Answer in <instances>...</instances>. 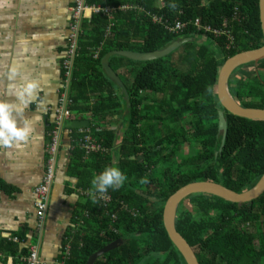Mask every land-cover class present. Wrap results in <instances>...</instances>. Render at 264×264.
<instances>
[{
  "label": "trees",
  "instance_id": "1",
  "mask_svg": "<svg viewBox=\"0 0 264 264\" xmlns=\"http://www.w3.org/2000/svg\"><path fill=\"white\" fill-rule=\"evenodd\" d=\"M86 2L112 8L131 4L169 21L199 19L212 28L219 27L223 19L229 21L233 44L227 48L225 37L214 40L206 35L205 41L194 42L201 32L190 25L173 35L150 24L137 10L115 12L111 36L106 38L111 22L101 13L93 14L81 22L68 84L70 112L87 115L91 137L108 150L85 156L77 143L80 135L72 129L67 172L76 180L75 187L96 192L91 181L108 166L118 167L126 179L119 188L105 191L111 200L107 206L93 198L77 205L74 223L84 211L88 218H83L81 230L68 233L67 263L85 264L91 254L119 239L122 243L117 248L93 264H185L163 227L162 211L169 196L200 181L242 193L264 174V120H247L224 111L226 137L217 152L221 139L217 112L222 108L214 91L218 70L226 59L263 45L258 0ZM234 12L237 20L231 21ZM188 38L193 41L174 51L180 50L174 61V52L146 62L111 56L109 67L126 96L100 69L101 59L110 52H154ZM97 49L98 56L92 59ZM179 64L184 68L178 69ZM254 68L252 78L245 72L240 77V68L234 70L228 91L241 107L264 109V59ZM156 94L159 100L152 97ZM117 124L119 130L114 129ZM51 128L52 124L47 131ZM174 224L198 264H264V193L243 204L206 194L188 196L179 203ZM13 237L16 242L0 237V254L28 255L27 248L19 247L25 235Z\"/></svg>",
  "mask_w": 264,
  "mask_h": 264
},
{
  "label": "crops",
  "instance_id": "2",
  "mask_svg": "<svg viewBox=\"0 0 264 264\" xmlns=\"http://www.w3.org/2000/svg\"><path fill=\"white\" fill-rule=\"evenodd\" d=\"M73 2L74 0H2L0 2V101L19 104L20 101L15 97L14 91L23 82V78L35 81L37 84L35 95L30 98L23 112L16 116L19 122L27 121L31 127L29 142L26 145L0 148V187H2L0 188V237L12 240L15 239L13 236L16 234H24L26 240L20 243L19 247L28 249L31 245H37L39 258L44 264H68L69 257L64 255L66 248L70 253L71 238L68 233L81 230L84 224L83 218H88L87 212L84 211L82 218L74 223L77 205L93 198L83 195V190L75 187L76 180L68 175L70 153L68 141L63 137L57 154L54 180L42 223L43 229L41 234L36 232L33 189L40 183L44 171L45 147L49 132L47 128L52 124L54 109L62 94V84L66 79L69 84L76 56V54L73 56L67 54L66 41L69 8ZM154 14L167 19L162 14ZM144 19L152 24L146 17ZM168 22L173 21L168 20ZM195 39L200 42L205 41L199 39V34L195 35ZM192 41L190 39L189 42ZM107 55H110L107 59L109 67L108 60L115 54L110 52ZM67 58L71 60L68 77H66L67 71L62 66ZM103 58L100 69L106 76L102 68ZM251 66L255 65L248 63L238 67L240 68L238 73L243 74L250 69L247 70L245 67ZM125 67L131 68L130 65ZM67 97L69 99L68 88ZM73 116L77 121L88 122L87 115L73 114ZM117 126L121 125L117 124ZM107 127L110 128V125L107 124ZM9 257L12 258L11 264H24L21 261L22 257H12L7 254H0V264H8Z\"/></svg>",
  "mask_w": 264,
  "mask_h": 264
},
{
  "label": "built area",
  "instance_id": "3",
  "mask_svg": "<svg viewBox=\"0 0 264 264\" xmlns=\"http://www.w3.org/2000/svg\"><path fill=\"white\" fill-rule=\"evenodd\" d=\"M137 10L139 13L144 15L152 24L159 25L167 32L178 35L183 33V31L190 25L197 32H201L199 39L206 40V35H210L214 40L221 37H225L226 46L229 48L233 44V35L230 32L229 21L223 19L220 26L217 28H212L209 25H202L199 19L190 20L188 22H183L179 20H174L173 22H168L167 19H164L162 16H159L154 13H148L141 8H134L130 5H123L120 7H101L94 4L90 5L86 0H74L73 5L69 8V22H68V35H67V54L73 56L76 54L77 40L80 33L81 22L84 18H89L93 14L101 13L109 19V25L105 31V37L108 38L111 36L110 30L114 26L113 15L117 11H131ZM236 11V10H235ZM236 13L234 12L231 21L237 20ZM100 49V47H99ZM99 49L92 51V58L96 59L98 56ZM63 68L67 71L66 77H68L69 69L71 66V60L66 59L63 64ZM67 88H68V79H66L62 84V94L58 98L57 106L54 109V118L52 121V128L47 134V143H46V158L44 160V171L40 183L34 187V209L36 217V232L41 234L43 229V219L45 211L47 209L50 188L52 186L55 174V165L59 147L61 145L62 138L65 137L68 141V150L72 148L70 146L69 135L72 131L70 124L75 120L73 114L70 112L69 107L72 105L70 99L67 97ZM74 130V129H73ZM80 137L77 140L78 146L81 150L85 152V156L89 154H105L107 153V148L102 145H99L93 137H91V131L89 128H79L75 129ZM83 195L92 196L97 200L102 206H107L110 203V196L108 193H98V192H88L83 191ZM112 220L115 219V216L110 215ZM13 242H16V239H12ZM64 255L69 257V250L66 248ZM21 261L24 264H44L38 253V246L31 245L28 248V255L22 257ZM63 264V263H56Z\"/></svg>",
  "mask_w": 264,
  "mask_h": 264
},
{
  "label": "water",
  "instance_id": "4",
  "mask_svg": "<svg viewBox=\"0 0 264 264\" xmlns=\"http://www.w3.org/2000/svg\"><path fill=\"white\" fill-rule=\"evenodd\" d=\"M258 12L260 28L263 37V45L257 49L237 53L232 57L226 59L220 66L217 73L214 91L218 103L222 108L217 112V132L221 136L220 146L217 151L218 153L221 152L227 131L224 111L231 115L247 120H264V109L243 108L236 103V101L233 99V97L229 94L228 91V80L234 70L248 63H253L254 65H256L258 61L264 59V0H258ZM189 41L190 39L174 41L167 47L154 52L137 53L131 51H117L114 52V54L130 60L146 62L170 54L171 52L175 51L177 48L182 46L184 43H187ZM109 56L110 55L105 56L102 60V68L105 71L104 73L113 83H115L120 88L121 93L126 96V91L121 81L107 65V59ZM87 126L88 122L86 120H74L70 124V127L72 129L86 128ZM263 193L264 174L259 178L257 183L251 189L242 193H236L232 190L223 187L220 184L209 181L190 182L178 188L172 195H170L163 206L162 221L166 235L172 245L183 258L185 264H198L193 249L188 245L185 239L175 229L174 220L179 203L188 196L195 194H206L220 198L226 202L243 204L252 202ZM121 243L122 242L119 239L115 240L114 242H111L102 249L91 254L85 264H93L98 258L103 256L107 252L117 248Z\"/></svg>",
  "mask_w": 264,
  "mask_h": 264
},
{
  "label": "clouds",
  "instance_id": "5",
  "mask_svg": "<svg viewBox=\"0 0 264 264\" xmlns=\"http://www.w3.org/2000/svg\"><path fill=\"white\" fill-rule=\"evenodd\" d=\"M36 88L35 81L23 78V82L14 91L15 97L20 103L13 104L8 101H0V148L26 145L29 142L31 127L27 121L19 122L16 116L23 112L30 98L35 95L34 90ZM125 179V175L118 167L108 166L92 179L91 184L96 192L103 193L109 188H119ZM11 259V257L8 258V264H11Z\"/></svg>",
  "mask_w": 264,
  "mask_h": 264
},
{
  "label": "rangeland",
  "instance_id": "6",
  "mask_svg": "<svg viewBox=\"0 0 264 264\" xmlns=\"http://www.w3.org/2000/svg\"><path fill=\"white\" fill-rule=\"evenodd\" d=\"M194 42H199V41H197L196 39L194 40ZM158 51V50H157ZM180 51V50H179ZM178 51V52H179ZM178 52H174L173 53V55H172V57H171V59L174 61L175 59H176V57H177V55H178ZM134 61V60H133ZM136 62V61H135ZM134 65H138V64H134ZM137 67H139V66H137ZM176 67H178V69H183L184 67L182 66V65H176ZM246 69L247 68H250L248 71H245V73H248L249 74V76H250V78H252L254 75H256V70H255V68H254V66H251V67H245ZM242 69V68H241ZM134 71H136L135 69H134ZM241 72H243V71H241ZM244 73V72H243ZM239 74V76L240 77H242L243 75H242V73H238ZM153 98H155V99H157V100H159V98H160V95H158V94H156V95H153L152 96ZM119 119H120V117H119ZM119 119H116V120H118L119 121ZM117 127V128H116ZM114 128L115 129H120L119 128V126H117V125H115L114 126ZM118 134H119V132H118ZM183 151L185 152V153H187V151H188V147L186 146V145H184L183 146ZM186 204V203H185Z\"/></svg>",
  "mask_w": 264,
  "mask_h": 264
},
{
  "label": "snow or ice",
  "instance_id": "7",
  "mask_svg": "<svg viewBox=\"0 0 264 264\" xmlns=\"http://www.w3.org/2000/svg\"><path fill=\"white\" fill-rule=\"evenodd\" d=\"M0 2H2V0H0Z\"/></svg>",
  "mask_w": 264,
  "mask_h": 264
}]
</instances>
